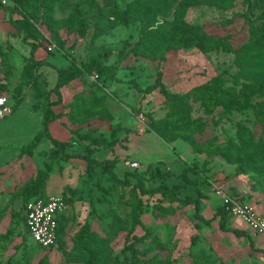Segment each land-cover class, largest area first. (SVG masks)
I'll use <instances>...</instances> for the list:
<instances>
[{
    "label": "rangeland",
    "instance_id": "1",
    "mask_svg": "<svg viewBox=\"0 0 264 264\" xmlns=\"http://www.w3.org/2000/svg\"><path fill=\"white\" fill-rule=\"evenodd\" d=\"M2 1L0 82L7 86L5 94L14 112L0 120V237L13 230L6 241H0V264H79L71 256L76 253L74 237L84 224L90 226L96 264H129L131 254L126 246L134 238L142 239L134 249L147 264H264V254L252 251L247 237L222 231L218 220L210 226L195 227L194 207L184 204L187 199L198 200L202 216L211 218L221 202L213 196L210 183L221 182L233 197L253 204L264 218V183L254 171L264 166V96L254 97L259 116L253 111L225 114L221 109L207 115L199 103H191L190 120L195 123L192 142L179 139L167 144L149 130L152 121L166 117L171 104L158 88H152L158 82L177 96L216 75L236 90L248 84H264V58L247 49L254 44L252 30L264 27V0H177L171 8L145 0L136 9L128 7L134 0H116L128 24L102 35L95 29L96 11L106 0H57L56 34L42 23L41 15L32 22L36 45L43 54L38 61L67 68L74 60L82 72L62 89L63 104L55 108L63 116L53 134L73 144L67 151L86 155L89 148L98 164L115 160L113 170L121 180L134 170L149 178L154 169L147 171V166L152 164L173 176L147 180V189L162 183L181 188L172 201H164L159 195L142 196L143 213L141 224H137L128 188H115L114 180L101 167L95 166L89 174L84 161H64L57 155L46 194L59 196L69 188L74 191V202L60 223L58 244L50 251L36 247L25 236L24 226L15 221L24 215L23 187L50 160L52 145L48 139L33 150L28 146L42 129L44 97L40 94L50 93L57 73L42 66L34 73V86L20 87L31 47L22 38L13 37L5 11L12 3L4 0L3 5ZM71 11L88 21L83 35L64 27ZM14 18H20L17 12ZM164 22L194 25L202 34L226 38L233 53H202L192 47L167 51L164 61L133 55V45ZM48 47L52 51L48 52ZM7 51L12 69L9 78L1 61ZM92 62L98 69H84ZM50 97L55 99L53 93ZM84 136L101 139L106 146L91 145ZM132 161L140 167L131 169L128 164ZM244 168L247 170L241 173ZM183 176L195 184L187 183ZM228 227L246 229L233 218H229ZM247 234L255 239L257 249L264 250L259 237L250 231Z\"/></svg>",
    "mask_w": 264,
    "mask_h": 264
},
{
    "label": "trees",
    "instance_id": "2",
    "mask_svg": "<svg viewBox=\"0 0 264 264\" xmlns=\"http://www.w3.org/2000/svg\"><path fill=\"white\" fill-rule=\"evenodd\" d=\"M57 0H11L12 5L5 8L8 12L9 24L14 30L12 33L13 37L22 38L23 42L27 43L30 47V57L27 64L23 68L21 75V86L26 87L27 85L33 83L36 84V77L34 73L42 66H49L55 70L57 73V80L55 86L51 89L50 93H43L40 96L44 97V103L42 105V129L35 135L32 142L29 144L28 149L33 150L44 138L48 139L52 145L49 151V161L46 162L42 169H40L33 180L25 185L21 191L22 202L24 204V210L27 202L33 198H47L46 194V184L50 172L53 170V162L56 156L59 155L61 160L69 161L72 159H80L86 163L87 172L91 174L94 172V167L98 166L102 168L104 173H107L114 180L118 188L121 189L128 188L129 195L132 196L133 210L132 217L134 223H140V216L143 213V201L142 196H156L159 195L164 201H172L180 186H174L169 188L167 184L162 183L155 186L152 189L146 188L147 180H169L173 173L162 171L158 166H153L148 164L147 171L151 173L150 177L147 178L145 173L137 172H127L124 174L123 180L119 179L113 170L116 164L115 160L105 161L98 164L94 158L91 157V149H86V155H81L76 152V150L67 151L68 148L73 146L69 142H62L53 138L49 132V125L60 118L62 114H57L53 110V106L60 105L62 103L61 89L69 85L72 81L76 80L82 75L80 68L72 60L71 64L67 68H57L56 66L46 62L38 61L36 59L35 53L39 49L36 45L37 34L35 26L32 24L36 18L40 17L43 19V24L47 26L48 29L55 32L57 30L55 19V3ZM145 0H134L128 4L129 9H136ZM154 3L160 4L165 7V5L171 6L177 0H153ZM0 9H4L0 4ZM16 12L19 14L20 18L15 19L14 16ZM97 18L95 20V29L97 35H102L108 30L115 29L119 26H125L128 24L126 19V13L120 8L116 0H106L102 7L98 8ZM64 27H66L71 32H77L83 35L89 24L86 19L80 18L76 11H71L70 14L65 19ZM56 34V32L54 33ZM252 35L254 37V44L247 49H249L252 55L256 57L264 58V27L259 30H252ZM31 41V42H30ZM9 50H11L10 46ZM196 48L202 53H209L215 50H222L225 53H233L230 43L226 38L212 37L207 34H202L199 27L187 24H170L169 22H164L160 24L153 32L147 33L143 38H141L136 44L133 45L131 53L136 56H142L151 60H161L166 59V52L170 50H180L187 48ZM9 51L2 54V64L4 66V73L7 78L11 75V65L9 63ZM96 67V63L92 62L88 67L84 69L88 70L90 67ZM98 69V66L96 67ZM19 87V88H20ZM154 89H159V92L170 101L169 112L163 120L152 121L149 125V130L152 131L156 136L163 140L167 144H172L177 140L181 139L184 141L192 142V134L194 132L195 123L190 120L191 103H199L203 111L209 115L212 114L217 109H221L225 114L238 113L243 114L248 111H253L256 116H259L260 111L257 109V105L254 103V97L256 95L264 96V84L255 85L248 84L242 86L240 90H236L235 87L227 86L225 80L222 76L216 75L210 78L207 82L194 87L187 94L183 96L171 95L166 91L165 86L158 82L153 86ZM7 91V86L0 82V95H4ZM51 93L55 95V99H51ZM11 103V102H10ZM13 110L14 107L11 104ZM84 138L90 140V144L94 146H106L103 140L93 139L91 136H84ZM196 168V167H195ZM244 171L239 170L241 173ZM196 172L195 170H192ZM259 178L262 179L264 183V166L254 170ZM183 179L190 184H195L188 180L185 176ZM134 180V183L132 182ZM70 206L74 202V191L66 188L60 195ZM185 205L193 206L194 213L192 215L195 227L199 228L200 224L210 226L213 222L218 220L219 228L226 232L232 233L237 238L247 237L248 243L252 251L261 252L264 254V250H259L255 247V241L250 237L245 230L231 229L228 227L229 218H231L225 211L224 206L221 204V208L211 217L205 218L201 214V208L198 200L187 199L184 202ZM65 214V213H64ZM64 214L57 218L58 228L56 232V243L50 249H43L40 245L33 242L36 247L41 250L50 251L55 248L59 241L60 234V223ZM16 224H21L24 226L25 236L31 241L27 226L25 215H18ZM12 229L0 237V241L4 242L11 235ZM92 233L90 226L84 224L80 227L78 232L74 237L73 247L76 253L71 256L73 262L79 264H96L98 259L95 256V252L92 249ZM134 242L126 246L127 251L131 254V259L129 264H147L145 261L140 260L137 257V252L134 246L142 239L134 238ZM111 264H125L122 262H113Z\"/></svg>",
    "mask_w": 264,
    "mask_h": 264
},
{
    "label": "built area",
    "instance_id": "3",
    "mask_svg": "<svg viewBox=\"0 0 264 264\" xmlns=\"http://www.w3.org/2000/svg\"><path fill=\"white\" fill-rule=\"evenodd\" d=\"M5 3L3 0L2 4L5 5ZM47 51H52V48L48 47ZM13 112L7 95H0V120L5 119ZM128 165L131 169L140 167L137 162H131ZM210 187L231 218L240 220L254 236L264 239V218L253 204L242 202L233 197L221 182H211ZM68 208V203L61 196L29 200L25 206L24 215L32 241L46 250L54 246L58 228L57 218L66 213Z\"/></svg>",
    "mask_w": 264,
    "mask_h": 264
},
{
    "label": "crops",
    "instance_id": "4",
    "mask_svg": "<svg viewBox=\"0 0 264 264\" xmlns=\"http://www.w3.org/2000/svg\"><path fill=\"white\" fill-rule=\"evenodd\" d=\"M5 25L7 26V24L5 23ZM35 56H36V59L37 60H39V59H41L42 57H43V54H42V50L39 48L38 50H37V52L35 53ZM45 66V65H44ZM57 80V79H56ZM56 83V82H55ZM55 86V85H54ZM65 88V87H64ZM63 89V88H62ZM62 89H61V96H62ZM63 97V96H62ZM63 104V98H62V103L60 104V105H56V106H53V110H54V112L55 113H57V114H62V112H57L56 110H55V108L56 107H59V106H61ZM58 121H60V119L59 120H57V121H55V122H53V123H51L50 125H49V132H50V134H51V136L53 137V138H55V139H57V140H59V141H62V142H65V141H67L66 139H58L57 137H55L54 136V131L55 132H57L56 130H55V128H56V124L58 123ZM63 138H65V135H64V133H63ZM133 162V161H132ZM139 164V163H138ZM140 165V164H139ZM230 193V192H229ZM48 196H53V195H48ZM55 196H57V195H55ZM60 196V195H59ZM213 196L216 198V199H218L214 194H213ZM219 200V199H218ZM220 201V200H219ZM221 202V201H220ZM258 212H259V210H257ZM261 216H263L262 214H260ZM240 221V220H239ZM241 222V221H240ZM242 223V222H241ZM243 224V223H242ZM244 225V224H243ZM245 226V225H244ZM246 227V226H245ZM245 231H249L248 229H247V227H246V229H245ZM251 233V232H250ZM258 237V236H257ZM260 238V237H259ZM261 240V242L259 243L260 245H264V239H262V238H260ZM254 241H255V239H254ZM255 245H257V243H256V241H255Z\"/></svg>",
    "mask_w": 264,
    "mask_h": 264
}]
</instances>
